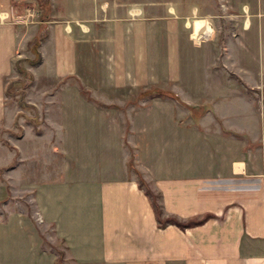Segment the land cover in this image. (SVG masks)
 <instances>
[{
  "label": "crops",
  "instance_id": "1",
  "mask_svg": "<svg viewBox=\"0 0 264 264\" xmlns=\"http://www.w3.org/2000/svg\"><path fill=\"white\" fill-rule=\"evenodd\" d=\"M206 2L46 0L30 27L25 0H0L6 128V80L47 24L28 68L41 166L21 162L38 215L0 210V264H264V2ZM140 176L162 217L213 216L162 226Z\"/></svg>",
  "mask_w": 264,
  "mask_h": 264
},
{
  "label": "rangeland",
  "instance_id": "2",
  "mask_svg": "<svg viewBox=\"0 0 264 264\" xmlns=\"http://www.w3.org/2000/svg\"><path fill=\"white\" fill-rule=\"evenodd\" d=\"M139 1L141 3H147L151 0ZM240 1L241 0H239V2ZM243 1H245L244 3H246V0ZM254 1L255 0H249V3ZM45 2L46 0H25L22 8L19 9V12H23L24 14H29L30 12L29 17H27L28 26L31 27L32 24H35L38 21V25H40V20L47 17V14L49 12L46 9L48 7H46ZM207 2H209L210 5L207 4ZM207 2L206 4L209 6L215 5L214 0H207ZM262 2H264V0H262ZM217 7L215 9H219ZM253 9L256 8H252V10ZM262 12H264V4ZM44 28L45 29L41 31L40 26V30L37 34L35 42L40 41L43 36L46 35L47 24L44 25ZM37 48H35V43L31 42L30 46H28V49L34 54L30 55V53H20L15 58L17 61L15 73L12 76L8 77L6 80L7 91L9 95L7 101H10L12 104H14V106L17 107L20 112L17 116L13 128L9 129L4 127L3 125H0V142L3 146V149H1L2 152L0 150V210H3L2 212L6 214L5 208L7 204L13 202L15 210H26L33 220H35V215H38L37 211L35 212L33 194L36 189L35 186H41V174L34 175L32 178H30L26 173L23 174V172H25V167L21 165V162L23 160H30L31 162L32 160H34V165L32 168L33 173L37 172L38 165L41 166V129L44 127L45 120L43 118L41 110L37 109L33 104L27 102L29 100L27 97L28 91L34 84V78L28 68L31 65L35 64L38 60V56L36 53ZM259 96L262 98V94H260ZM197 109L201 111L203 110L202 107H198ZM79 153L81 155H86V152L84 151H80ZM25 164L27 165V163ZM17 167L19 172L18 176L20 177V179H22L24 176V180L28 178L32 180V182L26 184L15 181L12 185L6 176L10 173L12 168ZM131 167H133L132 159ZM39 206L41 207V202L39 203ZM63 245V242H57V244H51L47 242L46 247L52 250H57L59 252L61 251V248L59 246L62 247Z\"/></svg>",
  "mask_w": 264,
  "mask_h": 264
},
{
  "label": "trees",
  "instance_id": "3",
  "mask_svg": "<svg viewBox=\"0 0 264 264\" xmlns=\"http://www.w3.org/2000/svg\"><path fill=\"white\" fill-rule=\"evenodd\" d=\"M40 41L36 42V46L39 45ZM37 56H38V60L37 62H39L41 60V55L40 52L37 51ZM36 62V63H37ZM158 94H165V95H169L171 97L176 98L177 96L171 92V91H165V92H157ZM191 109H195V107H191ZM139 185L141 187H145L146 193L151 197V202L155 208V211L157 213L158 219L161 223L162 226H166L168 224H177L178 226L185 228V227H190V226H195L198 224H201L203 222H205L209 217L213 216L212 214H205L202 217H192L189 218L187 220H181L179 218H177L176 216H167V217H162V204L159 202V199L161 198L160 194H155L147 185L146 181L143 179L142 176H140V180H139Z\"/></svg>",
  "mask_w": 264,
  "mask_h": 264
}]
</instances>
